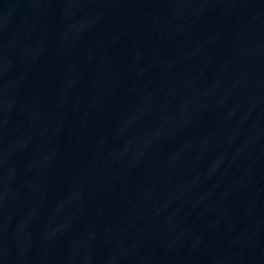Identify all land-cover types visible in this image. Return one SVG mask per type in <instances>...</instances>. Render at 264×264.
Wrapping results in <instances>:
<instances>
[{
  "label": "water",
  "instance_id": "obj_1",
  "mask_svg": "<svg viewBox=\"0 0 264 264\" xmlns=\"http://www.w3.org/2000/svg\"><path fill=\"white\" fill-rule=\"evenodd\" d=\"M0 264H264V0H0Z\"/></svg>",
  "mask_w": 264,
  "mask_h": 264
}]
</instances>
